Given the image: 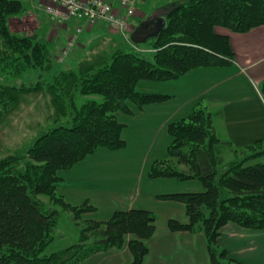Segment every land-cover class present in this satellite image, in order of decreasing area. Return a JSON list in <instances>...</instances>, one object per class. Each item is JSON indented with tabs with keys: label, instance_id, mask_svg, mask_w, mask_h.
<instances>
[{
	"label": "trees",
	"instance_id": "1",
	"mask_svg": "<svg viewBox=\"0 0 264 264\" xmlns=\"http://www.w3.org/2000/svg\"><path fill=\"white\" fill-rule=\"evenodd\" d=\"M165 8L169 9L165 28L149 48L153 60L120 41L111 51L94 52L76 68L64 70L56 68V50L36 30H22L18 23L11 28V19L24 11L22 0H0V118L17 111L25 101L21 92L45 93L53 106L45 119L49 122L31 146L0 159V264H80L124 245L131 264H143L149 252L147 241L155 230L154 215L129 209L114 212L106 221L80 220L78 213L94 207L67 203L57 193L58 173L99 147L116 150L124 146L123 124L116 113L131 111L128 99L141 108L169 98L138 92L140 80L170 81L196 68L225 65L232 51L228 37L216 28L242 34L264 25V0H172ZM260 92L264 97V85ZM168 133L171 156L187 170L154 166L151 175L197 178L204 187L202 192L161 196L185 205L188 223L170 220L169 229L202 232L212 264H242L228 257L218 238L228 223L264 228V163H247L264 151L227 162V151L235 154L239 149L215 135L212 117L203 108L169 123ZM44 195L75 213L82 226L79 243L48 256L41 254L55 239L59 209L55 204L47 206L39 198Z\"/></svg>",
	"mask_w": 264,
	"mask_h": 264
},
{
	"label": "rangeland",
	"instance_id": "2",
	"mask_svg": "<svg viewBox=\"0 0 264 264\" xmlns=\"http://www.w3.org/2000/svg\"><path fill=\"white\" fill-rule=\"evenodd\" d=\"M171 1L172 0H135L132 2V5H123L114 0L112 2L113 13L117 19L125 21V31L122 32L118 27L104 22L95 24L82 22L81 25L77 26L73 35L68 37V34L65 38L61 36L63 38L62 42L63 44L66 43L67 48H62L59 59L64 61L68 58L73 60L80 58L81 55H79L78 52L81 53L82 51L78 49L77 38H80L79 36L82 34H80V32L82 31L83 24L90 25V28H94L101 24L107 27L105 29L109 32L110 37L107 36L108 39L106 40V37H103V42H99L96 46L102 47L105 44L104 47H108L107 50L101 48L102 51H99L98 49L101 53L111 51L120 41H124L130 46L128 36L133 28H135L137 21L150 17L155 11L162 7L166 9L164 6ZM57 22L60 23L59 21ZM63 24L65 23H60L59 25L63 26ZM78 28H80V32L77 31ZM216 31L220 34L229 32V30L222 27H217ZM85 35L86 33L84 32L82 36ZM153 42L151 38L145 43L140 44L137 47L139 50H135L136 53H141V51L144 53L143 49H149ZM111 44H113V46ZM98 51L95 49L93 52ZM144 54L150 60H153L152 53L146 52ZM65 67L66 65L56 66L57 69H65ZM165 83L166 81L140 80L136 85V90L138 92L157 95H164L166 93L173 94V97L169 99L170 102L147 104L140 108L128 99L126 104L131 111L128 113L118 111L116 113L117 121L123 124L121 138L125 142L124 146L116 150L102 147L97 148L92 154L85 158L87 159L85 162H83L84 159L82 160L83 164L78 166L75 172L80 174L85 173V179L87 175H94V178H90L89 180L91 181L88 182L95 184L94 186H102V189H106L108 192L112 193L110 194L111 196L124 192V195L127 197H135L139 189L141 195L153 194V197L147 195V199H149L147 207L152 210V212H150L155 217V230L152 237L147 241L150 251L144 258L143 264H212L208 253L207 240L202 232H172L169 229L168 223L170 220H175L183 224L188 223L185 205L181 202L165 200L161 197L163 194L170 193L202 192L204 187L201 181L197 178L178 179L177 177H153L151 175L154 166L164 167L169 165L177 172L187 170L184 165L178 164L175 161L168 150L171 144L168 125L169 123L186 118L195 108H199V105H191L188 103L189 97L200 88L199 84L192 83L188 79L180 80L175 86ZM20 96L21 100L24 99L25 101L21 102L17 111L7 112L0 118V159L13 153L16 154L22 149L31 146L32 141L35 139L40 129L49 122L45 119L47 115H49L51 108H53V106L49 104L51 100L50 96H47L45 93H38V91L32 93L21 92ZM94 98L99 101L101 99L100 97ZM78 102H83V98L78 99ZM202 108H204V106H202ZM214 109L216 110V108ZM213 119L217 126L220 125V122L216 120L215 117H213ZM260 151H264V143L251 146L245 150L240 149L238 153L235 154H231V151H227L228 154L225 156V160H227V162L242 160L247 155ZM247 163H264V153L248 159ZM77 164L78 163L75 165ZM220 173L221 169L219 168L216 182ZM96 178L99 179L96 180ZM39 198L45 202L47 206H53L55 204L48 196L44 195ZM110 201L111 202L108 204L101 202L98 203L97 206L92 205L96 218L98 217L101 218L102 221H106L109 219L107 215H104L107 210L113 206H121L120 204H125L129 201L132 202L133 200L123 199L121 202V199H116L115 202L112 200ZM58 204L59 203L55 204L59 209V218L56 223V236L43 250L41 256H48L79 243L82 226L76 222L75 218L78 215L80 216V220L87 221L90 219L89 214L93 212L86 211L87 213H78L77 215L74 213L76 215L74 217L73 213L65 210L62 205L60 206ZM167 205H172V207ZM244 230L245 229H242L240 230L241 232L236 233L229 232L227 228L220 230L221 235H219V238L222 237L223 244L229 250L222 249L227 251V255L230 259L229 251L235 256L242 255L246 259L264 262V248L258 246L262 245L259 242H264V228L261 229L262 231L255 230L261 232H244ZM125 247H127V245H124L121 249L111 248L107 251L120 250L123 253ZM105 255L104 253L94 255L80 264H114L109 262L106 258L107 254ZM127 255L129 256L126 252V255L123 254L120 257H116L115 264H128Z\"/></svg>",
	"mask_w": 264,
	"mask_h": 264
},
{
	"label": "crops",
	"instance_id": "3",
	"mask_svg": "<svg viewBox=\"0 0 264 264\" xmlns=\"http://www.w3.org/2000/svg\"><path fill=\"white\" fill-rule=\"evenodd\" d=\"M22 2L24 11L22 15L11 19V28L13 29L12 26L15 27L18 23L24 27L22 30H36L40 39L50 43L51 48L56 50L55 54L58 58V62L57 58L55 60L57 63L56 66L66 65L64 70L74 69L95 49L97 51L98 49L102 51V49L105 48V44L102 47L96 46L99 42H103V37H106L105 40L108 39L107 36L110 37L109 32L105 29L107 27L101 24L94 28H90V25L83 24L82 31L80 32V34H82L79 36L80 38H77L78 42L76 41L78 49L82 51L81 53L78 52V54L81 55L80 58L76 60L71 58L65 59L64 61L60 60L58 56L62 48H67L66 43L63 44L62 39L68 34V37L73 35V32L79 24L69 21L63 24V26L59 25L60 23L53 20L45 13V3L41 0H22ZM84 32L86 35L82 36ZM223 35L228 37L232 51V57L228 58L227 64L215 67L196 68L175 80L166 81L165 84L175 86V84L183 79H188L192 83L199 84L200 88L189 97L188 103L191 105H199V108L204 106L203 109L209 112L212 117L215 135L222 140L230 141L233 147L240 150L245 147L264 143V97L259 90V88L264 85V25L253 28L242 34L229 31ZM111 45L113 46V44ZM107 48H105V50H107ZM164 95L169 97L164 102H170L169 99L173 97V94L166 93ZM214 108H216V110ZM213 117L220 122V125H218L219 127L214 123ZM85 160L87 159H84L83 162H85ZM83 162L81 161V163H78L74 167L62 170L58 173L60 179L57 182V193L62 196L67 203L73 206H79L84 203L97 206L98 203L101 202L108 204L111 202L110 200L115 202L116 199H121L122 202L123 199H132V202L129 201L125 204H120L121 206L116 205L111 207L104 215L110 218L116 211H126L129 209H143L152 212V210L147 207V203L149 202L147 195L153 197V194L141 195L139 189L135 197H127L124 195V192L111 196L110 194L112 193L108 192L106 189H102V186H94L95 184L88 182L91 181L89 180L90 178H94V175H87L85 179V173L80 174L75 172L76 168L82 165ZM97 179L99 178H96V180ZM167 206L172 207V205ZM95 216L96 214H94V211L89 214L90 219L102 221L101 218H96ZM226 228L229 232L234 233L241 232L240 230L242 229H245L244 232L262 231L242 228L234 223H229L222 229L224 230ZM259 243L262 245L258 246L264 248V242ZM223 245L221 237L219 238V246L227 249L226 246ZM126 252L129 254V256L127 255V263L130 264L132 258L127 247H125L123 253L120 250H111L99 252L97 254H107L106 258L109 262L115 264V258L123 254L126 255ZM229 254L231 259L243 264H264V262L259 260L246 259L242 255H232L230 251Z\"/></svg>",
	"mask_w": 264,
	"mask_h": 264
},
{
	"label": "built area",
	"instance_id": "4",
	"mask_svg": "<svg viewBox=\"0 0 264 264\" xmlns=\"http://www.w3.org/2000/svg\"><path fill=\"white\" fill-rule=\"evenodd\" d=\"M45 2L44 11L54 20L66 23L69 20L95 24L108 23L125 31L124 22L117 19L113 13L112 2L114 0H41ZM123 5H132L135 0H116ZM124 28V29H123ZM80 32V28L77 29ZM128 42L129 38H128ZM130 45H132L130 43ZM133 46V45H132ZM135 50H139L133 46ZM145 52V50L143 49ZM142 52V51H141Z\"/></svg>",
	"mask_w": 264,
	"mask_h": 264
},
{
	"label": "water",
	"instance_id": "5",
	"mask_svg": "<svg viewBox=\"0 0 264 264\" xmlns=\"http://www.w3.org/2000/svg\"><path fill=\"white\" fill-rule=\"evenodd\" d=\"M169 9H158L150 17L142 20L130 34V40L135 45L154 39L165 28V16Z\"/></svg>",
	"mask_w": 264,
	"mask_h": 264
}]
</instances>
